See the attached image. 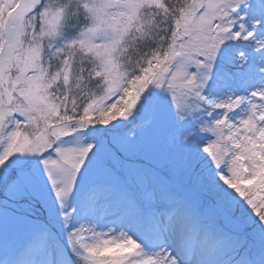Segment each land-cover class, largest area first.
<instances>
[{
	"label": "snow or ice",
	"instance_id": "6c2138e0",
	"mask_svg": "<svg viewBox=\"0 0 264 264\" xmlns=\"http://www.w3.org/2000/svg\"><path fill=\"white\" fill-rule=\"evenodd\" d=\"M0 264H264V0H0Z\"/></svg>",
	"mask_w": 264,
	"mask_h": 264
}]
</instances>
